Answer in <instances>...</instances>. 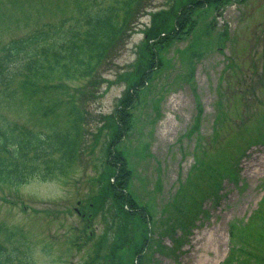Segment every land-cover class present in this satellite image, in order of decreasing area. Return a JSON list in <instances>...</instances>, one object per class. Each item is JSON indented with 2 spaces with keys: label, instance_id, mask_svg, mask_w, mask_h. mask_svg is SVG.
Returning <instances> with one entry per match:
<instances>
[{
  "label": "rangeland",
  "instance_id": "obj_1",
  "mask_svg": "<svg viewBox=\"0 0 264 264\" xmlns=\"http://www.w3.org/2000/svg\"><path fill=\"white\" fill-rule=\"evenodd\" d=\"M93 1L0 0V119L66 137L62 150L33 152L21 179L0 173V244L15 250L3 264H133L131 244L146 229L136 218L124 223L106 198L108 116L151 59L152 16L182 0L142 2L125 43L91 74L50 71L42 56L34 78L19 72L24 59H1L6 43L71 25ZM192 18L189 33L158 47L161 64L117 147L132 171L128 189L154 226L142 264H224L231 253V264H264V0L225 1Z\"/></svg>",
  "mask_w": 264,
  "mask_h": 264
},
{
  "label": "trees",
  "instance_id": "obj_2",
  "mask_svg": "<svg viewBox=\"0 0 264 264\" xmlns=\"http://www.w3.org/2000/svg\"><path fill=\"white\" fill-rule=\"evenodd\" d=\"M111 1L112 3L106 5L105 8L97 9L93 8L97 0L93 1L89 14L85 18H74V23L71 25L67 26L65 24L67 19H64L11 40L3 46L4 55L1 59L11 62L24 59L26 64L19 72L24 73L31 70L28 74L34 78H41L44 72V67L40 64L42 56L49 63L47 69L50 71L62 70L68 74L72 66H75L74 69H78L81 73L91 74L96 64L107 52L120 50L125 43L131 17L140 13L142 8H145V3L142 2H146L145 0ZM225 1L230 0H182L178 7L173 4L168 11L161 10L154 13L151 23L145 30L144 40L151 53V59L148 65L140 71L141 78L131 84L115 112L108 116L112 122L111 137L109 136L110 141L106 148L108 183L105 188L108 197L104 192L100 198L106 197L111 200L110 206L115 215L125 216L124 223H130L136 218L135 228L139 229L142 223L146 225V229H142L140 235H137L140 240L131 244L135 254L133 264L143 263V254L149 245L154 228L148 210L137 204L128 189L132 171L127 166L126 157L117 149L131 128L130 108L135 104L140 89L147 85L151 72L161 64L158 47L169 45L187 30L189 33L195 25L192 16L196 10L212 5L220 6ZM66 54L71 57L72 63H79L80 67L68 60H61V57ZM50 59L54 60V65L50 63ZM61 61L65 62L62 64ZM0 120H2L0 121V173H7L10 178L21 179L24 176L26 173L24 168L27 167V162L32 158L33 152L36 155L51 153L54 150H62L66 145V137L59 134L47 135L35 132L23 124L6 118ZM230 167L229 173L236 175L237 164L236 167L233 164ZM108 172L111 173V177H108ZM104 204L105 201L101 203V206ZM118 223L121 224L119 221ZM234 228L238 229L237 225ZM230 236L233 239V228L230 229ZM14 251L0 244V264L14 257ZM231 261L234 262L232 253L224 264H231Z\"/></svg>",
  "mask_w": 264,
  "mask_h": 264
}]
</instances>
